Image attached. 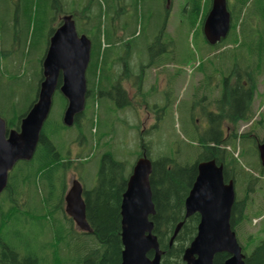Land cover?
<instances>
[{"label": "trees", "instance_id": "1", "mask_svg": "<svg viewBox=\"0 0 264 264\" xmlns=\"http://www.w3.org/2000/svg\"><path fill=\"white\" fill-rule=\"evenodd\" d=\"M87 1L89 2V0ZM103 1L105 5L99 1L100 7L94 10L96 12L93 11L92 6L91 10L87 9L88 27L84 30L78 29L80 35L85 34L92 41L91 62L87 71L86 99L88 100H96L106 94L110 95V92L104 91L106 90L104 82L118 91L122 89L120 81L123 76L120 77L121 70L116 68L118 65L124 66V58H130V56L117 57L115 49L122 46L130 47L136 41V36L139 34L142 37L148 28L149 32H156L155 37L148 36L149 44L154 46L159 44L158 46L165 49L174 43L163 44L162 41L163 33L168 29L169 20L167 19L169 10L166 11L163 0H157L158 3H161L160 10H158L161 14H159L160 17L155 16V8L147 7L149 0H140V7L135 0ZM186 1L189 7L182 12L181 19L184 20L182 25L184 23L188 25L193 33V41L197 43L199 56L203 58L198 68L201 71H206V64H208L212 66L211 76L221 71L226 78L221 96L215 100V109L211 105H204L209 121V127L204 132L195 124V115L192 114L190 130L195 138L193 143H197L190 148L193 152V162L181 163L179 153L176 157L167 155L153 160L151 158V143L143 137L141 139L142 152L139 158L146 154L153 164L150 183L156 215L151 219L155 225L154 233L164 252L161 264H185L184 253L196 237L200 223L199 214H194L186 219L185 201L198 174L197 164L212 159L216 160L218 164L224 165L226 182L236 179L239 191L232 210L231 225L246 255L245 263L264 264V237H259L254 244L255 239L251 234L248 236L249 238L247 237V240L250 239L247 245L243 244L239 238L240 232L250 219L249 206L252 203L250 197L253 196L256 188L260 187V183H264V167L260 163L257 148L262 141L259 142L260 137L252 135L253 131L239 135L237 130L239 122L251 120L252 107L257 95V77L264 68V0H235V5L239 7L237 20L244 15L252 21L249 14H244L246 6L252 3L250 12L260 18L262 28L261 30L252 27L241 29L235 23L230 35L216 47L208 45L202 30L211 8V0ZM43 2L45 3L46 0ZM55 4L58 5L56 11L59 17L71 15L75 21L78 19L74 10L65 12L63 6L61 7L60 0H55ZM118 4L121 7L120 11L117 9ZM257 4L259 6H256ZM92 5L94 6V4ZM33 7L34 0H28L25 16L32 15ZM234 11L232 12L234 13ZM249 25L252 23L248 21ZM119 30L123 31L122 36H118ZM54 31L52 30L50 39ZM7 40L10 41L8 37L3 38V45L0 44V60L11 59V53L7 51L10 46L4 45ZM103 40L107 44L106 48H103ZM229 45H232V48H226ZM112 46L113 48L110 49ZM219 47L224 49L216 52L210 58H204V48L212 54ZM151 48L153 47L151 46ZM135 49L138 50L137 45ZM166 53L167 50H163L158 56L163 58ZM195 55L194 52L190 58H194ZM218 59L223 62L232 61V63L219 68L215 63V60ZM11 61L12 65L17 63V67L12 71L8 67L1 70L0 65V73L2 71V73H9L12 76L16 75L19 61L18 59ZM31 71L33 72V69ZM231 80L233 82H230ZM42 81L43 73L39 82ZM19 86L20 84L13 83L12 90L4 89L0 74V116L6 121L8 130L20 129L22 119L28 114L38 98L37 94V98L31 100V95L25 87H21L20 91H17ZM37 92L39 93V91ZM122 92L127 95L125 91ZM111 96L114 94L111 93ZM62 99L66 108L67 100L64 97ZM26 102H31V105L25 109ZM127 103L131 104L129 98ZM200 106L202 105L200 104ZM82 119H84V114L77 116L73 126L81 127ZM47 121L33 159L19 161L16 164L13 169L16 171L10 172L7 188L0 195V264H61V245H65L67 251L72 250L73 246L75 247L78 252L77 264H121L123 251L121 239L122 196L127 189L132 171L128 173L127 164L115 159L111 150L105 152L96 186L93 189H86L82 184L86 202V217L92 232L80 230L65 211V196L69 188L68 172L73 169L72 165L75 161L63 157L62 149L53 142V138L47 133ZM89 124L91 134L98 136L100 134L98 122L95 124L92 119ZM62 128L68 129L67 126L61 124L58 131ZM58 131L54 135L58 134ZM251 137L255 138V144L252 147H247V139ZM102 139V136L99 135L98 142ZM237 149H239L238 155L235 154ZM254 173H257V177ZM240 192L243 197L239 196ZM263 211L264 206L259 213ZM28 222L39 223L52 234V240L60 241L57 242L52 257L40 256L38 250L33 248H29L30 252L23 256L18 247L12 243L10 231L14 228L18 235H22L21 228ZM181 222H184V225L170 246L176 227ZM251 243L254 246L249 253L247 250L252 246ZM152 255L153 253L149 254L150 257ZM228 257L227 254H218L215 264H224Z\"/></svg>", "mask_w": 264, "mask_h": 264}, {"label": "rangeland", "instance_id": "2", "mask_svg": "<svg viewBox=\"0 0 264 264\" xmlns=\"http://www.w3.org/2000/svg\"><path fill=\"white\" fill-rule=\"evenodd\" d=\"M99 1L105 5L103 0H89V2L87 0H60V4L65 12L73 10L76 12L77 30H84L88 27L87 9L91 10V6L93 11L99 8ZM135 2L140 7V0H135ZM27 4L28 0H0V44L3 45V38L8 37L10 41L7 40L4 45L10 46L11 49H7L11 53V59L0 60L1 70L4 67H8L11 71L14 70L17 63L12 65L11 60L18 59L19 61L16 75L12 76L9 73H2V71L0 74L4 89L12 90L11 85L18 83L20 86L17 91H20L21 87H25L32 100L37 98V91L41 85L39 80L42 75V63L49 48L50 35L52 30L61 26L65 15L58 16L56 11L58 5L55 4V0H46L45 3L43 0H34L33 13L27 17L25 16ZM163 4L166 11L169 10L167 17L169 20L168 29L163 33L162 41L163 44L174 42L171 44L173 47L169 46L163 49L162 46H158L159 44L156 46L149 44L148 36L155 37L156 32H149L148 28L142 37L139 34L136 36V41L130 47L122 46L123 48L115 49L117 57L130 56V58H124V66L118 65L116 68L121 70L120 73L118 71L120 77L123 76L120 81L123 90L118 91L104 82L106 89L104 91L110 92V95L106 94L96 100L87 99L88 104L86 100L81 127L75 125L58 131L61 124L64 125L62 115L64 116L66 108L63 96L59 93L60 91H56L46 129L48 135L53 138V142L62 149L63 157L75 161L72 165L73 169L68 172L69 188L77 179L86 189H93L97 184L103 156L108 150L112 151L115 159L127 164V172L130 173L142 152V137L151 143V158L153 160L167 155L176 157L179 153L181 163L194 161L190 148L197 143H193L195 138L190 130L192 114L195 115V124L204 132L209 127L208 119L203 118V116L207 117L204 105H211L215 109V100L221 96L226 77L221 71L211 76L212 66L208 64H206V71H201L198 68L203 58L199 56L197 43L193 41V33L188 25L185 23L182 25L184 20L181 19L182 12L189 7L187 1L171 0L167 8L166 0H163ZM159 5L161 3H158L157 0H149L147 7L155 8V16L160 17ZM251 5L252 3L246 6L247 10L245 9L244 14H249L252 21L244 15L237 20V13H239L237 7L235 23L241 29L252 27L261 30L262 22L258 16L250 12ZM117 6L118 10L121 9L120 4ZM248 21L252 25L248 26ZM139 28L141 30V25ZM122 35L123 31L119 30L118 36ZM102 45L103 48L107 47L104 40ZM136 45L138 50L135 49ZM112 48L113 46L110 49ZM226 48H232V45ZM223 49L219 47L217 51L210 54L211 52L204 48L203 56L205 59L210 58ZM163 50H167V53L163 58H160L158 54ZM194 52L196 53L195 57L190 58ZM215 63L220 68L226 67L232 61L223 62L218 59L215 60ZM164 75L169 80L163 85ZM258 75L257 95L252 107L251 120L239 122L237 130L239 135L253 131L252 135L260 137L259 142H261L264 140V68ZM18 79L21 81H17ZM122 91H125L128 97ZM111 93L114 96H111ZM128 98L131 102L130 105L127 103ZM25 104L26 109L30 107L31 102ZM92 119L95 124L98 122L100 127L99 135L103 139L99 142V135L96 136L90 132L89 123ZM56 131L58 134L54 135ZM253 144H255V138L247 139V147H252ZM238 151L239 149H237L236 155H238ZM15 171L16 169L13 170V172ZM254 174L257 177V173ZM261 183L253 196L250 197L252 199L249 206L250 219L239 234L240 241L245 245L250 242L247 237L251 234L255 239L254 244L259 237H264V211L259 213L264 206V183ZM238 191L239 189H237V196ZM239 196L243 197L241 192ZM46 229L37 222H28L21 228L22 235H18L13 228L10 231V237L23 256L30 252L29 248H33L38 250L40 256L52 257L56 249L55 246L60 241L52 240V234ZM254 244H250L252 246L247 250L249 253L253 250ZM61 248V264H77L78 252L75 247L73 246L72 250L68 251L65 245H61Z\"/></svg>", "mask_w": 264, "mask_h": 264}, {"label": "water", "instance_id": "3", "mask_svg": "<svg viewBox=\"0 0 264 264\" xmlns=\"http://www.w3.org/2000/svg\"><path fill=\"white\" fill-rule=\"evenodd\" d=\"M169 1V0H168ZM231 31V14L227 0H213L203 25V34L210 46L225 40ZM92 41L80 35L71 15H65L61 26L50 39L42 63L41 82L36 103L22 119L19 130H8L0 116V195L5 191L9 174L19 161L33 159L40 135L48 120L56 91L67 100L63 123L72 127L75 118L86 108L87 71L91 62ZM259 159L264 167V140L258 144ZM152 161L144 154L129 176L127 189L122 196L121 264H161L164 252L154 233L156 215L150 177ZM198 174L185 201L186 219L200 215L197 235L184 253L185 264H215L218 254L229 257L224 264H246V255L231 225L236 200L234 181H225L224 165L214 159L197 164ZM65 211L76 226L92 232L86 217L84 188L74 180L65 196ZM184 222L176 227L170 241L172 246ZM153 253L152 257L149 256Z\"/></svg>", "mask_w": 264, "mask_h": 264}, {"label": "flooded vegetation", "instance_id": "4", "mask_svg": "<svg viewBox=\"0 0 264 264\" xmlns=\"http://www.w3.org/2000/svg\"><path fill=\"white\" fill-rule=\"evenodd\" d=\"M211 3H212V0H211ZM235 4H236L235 1H229V0H228V8H229V11H230V14H231V26H233V25L235 24V15H236V11H234V10H236V8L238 7V5L236 6ZM167 6H168V0H166V7H167ZM240 7H241V6H240ZM238 8H239V7H238ZM232 11H234V13H233ZM204 119L207 120V117H204ZM258 175H259V173H258ZM231 180L234 181V183H235V189L237 190L236 179L234 178V179H231Z\"/></svg>", "mask_w": 264, "mask_h": 264}, {"label": "crops", "instance_id": "5", "mask_svg": "<svg viewBox=\"0 0 264 264\" xmlns=\"http://www.w3.org/2000/svg\"><path fill=\"white\" fill-rule=\"evenodd\" d=\"M168 77L166 75L163 76V85L168 82Z\"/></svg>", "mask_w": 264, "mask_h": 264}]
</instances>
